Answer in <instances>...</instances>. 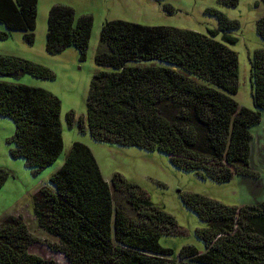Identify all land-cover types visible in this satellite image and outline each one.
I'll list each match as a JSON object with an SVG mask.
<instances>
[{"label": "trees", "instance_id": "trees-1", "mask_svg": "<svg viewBox=\"0 0 264 264\" xmlns=\"http://www.w3.org/2000/svg\"><path fill=\"white\" fill-rule=\"evenodd\" d=\"M162 2L163 0H154ZM227 7L238 0H219ZM164 12L173 9L162 3ZM37 0H0V40L22 33L34 43ZM216 28L206 33L169 26L106 20L99 32L85 116L65 115L68 127L93 141L158 152L182 172L215 183L250 173L251 130L264 113V47L249 56L252 109L239 106L238 58L231 48L240 25L208 9ZM93 19L78 18L66 5L47 16L45 51L68 48L83 62ZM264 43V16L256 21ZM21 75L53 80V72L16 56H0V117L13 123L10 155L37 174L63 150L60 100L52 93L4 79ZM8 173L0 169V188ZM202 227L194 236L202 250L183 245L174 255L162 236L184 234L175 219L155 206L137 185L115 173L107 183L91 150L73 142L59 169L32 195L37 226L52 237L51 252L68 264H264V201L227 206L200 194L180 196ZM179 230H182L179 231ZM36 242L20 216L0 220V264H55L30 253Z\"/></svg>", "mask_w": 264, "mask_h": 264}, {"label": "rangeland", "instance_id": "rangeland-1", "mask_svg": "<svg viewBox=\"0 0 264 264\" xmlns=\"http://www.w3.org/2000/svg\"><path fill=\"white\" fill-rule=\"evenodd\" d=\"M162 3L169 5L172 13L164 12ZM56 4L71 7L76 18L92 17V29L86 58L78 60V52L68 48L57 55L45 51V36L49 9ZM208 9L223 13L236 20L240 29L236 32L237 43L231 48L238 58L237 93L233 97L239 106L252 109L249 86V56L264 43L256 35V21L264 16V0H238L237 6L227 7L219 0H37L34 43L27 45L22 33L11 32L7 40H0V56H16L50 69L55 78L42 80L21 75L18 80L4 79L27 86L42 88L55 95L61 102L60 122L63 150L53 164L32 173L24 160L10 155L13 123L0 117V169L8 178L0 188V220L7 215L20 216L26 223L36 242L30 253L52 260L55 264H68L62 254L51 252L47 243L54 239L36 224L32 212V195L42 186L48 185L49 177L61 167L64 157L73 142L87 146L99 167L103 179L109 183L113 174L119 173L137 185L157 207L170 214L184 234L162 236L160 245L171 248L174 255L183 245H192L202 250V243L194 236V230L203 226L197 216L187 210L180 200L187 194H200L227 206L241 207L264 201V113L260 123L252 128L250 173L248 176H233L229 182L215 183L198 178L191 172L173 168L165 155L145 152L134 147H118L92 140L87 130L78 132L76 126L68 127L65 115L72 111L76 117L85 116V102L90 80L101 70L94 63V53L99 43L101 25L106 20H123L145 26H169L206 33L216 28V19L207 14ZM4 27L0 24V32ZM74 140V141H72ZM182 232V230H179Z\"/></svg>", "mask_w": 264, "mask_h": 264}, {"label": "crops", "instance_id": "crops-1", "mask_svg": "<svg viewBox=\"0 0 264 264\" xmlns=\"http://www.w3.org/2000/svg\"><path fill=\"white\" fill-rule=\"evenodd\" d=\"M72 141H74V140H72Z\"/></svg>", "mask_w": 264, "mask_h": 264}, {"label": "water", "instance_id": "water-1", "mask_svg": "<svg viewBox=\"0 0 264 264\" xmlns=\"http://www.w3.org/2000/svg\"><path fill=\"white\" fill-rule=\"evenodd\" d=\"M68 263V262H67Z\"/></svg>", "mask_w": 264, "mask_h": 264}]
</instances>
